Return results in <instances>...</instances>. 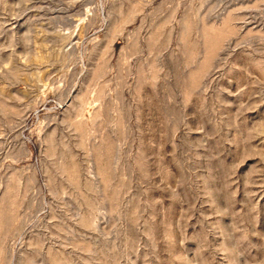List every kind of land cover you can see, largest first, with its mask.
<instances>
[{
    "label": "rangeland",
    "instance_id": "1",
    "mask_svg": "<svg viewBox=\"0 0 264 264\" xmlns=\"http://www.w3.org/2000/svg\"><path fill=\"white\" fill-rule=\"evenodd\" d=\"M0 264H264V0H0Z\"/></svg>",
    "mask_w": 264,
    "mask_h": 264
}]
</instances>
